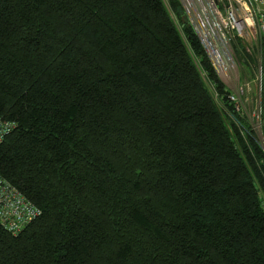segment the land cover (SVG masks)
Instances as JSON below:
<instances>
[{"label":"trees","instance_id":"16d2710c","mask_svg":"<svg viewBox=\"0 0 264 264\" xmlns=\"http://www.w3.org/2000/svg\"><path fill=\"white\" fill-rule=\"evenodd\" d=\"M169 3L0 0V175L41 210L0 264H264V147Z\"/></svg>","mask_w":264,"mask_h":264},{"label":"built area","instance_id":"2783aa9c","mask_svg":"<svg viewBox=\"0 0 264 264\" xmlns=\"http://www.w3.org/2000/svg\"><path fill=\"white\" fill-rule=\"evenodd\" d=\"M170 0H163L170 8ZM216 73L230 93L228 102L262 135L264 111V0H180ZM248 39L258 60L252 81L241 80L234 42ZM215 99L218 92L210 86ZM249 93H258L255 101ZM251 104L254 106L249 107ZM249 105V106H248ZM15 124L0 119V143ZM41 215V210L0 175V223L17 235Z\"/></svg>","mask_w":264,"mask_h":264},{"label":"rangeland","instance_id":"374dc122","mask_svg":"<svg viewBox=\"0 0 264 264\" xmlns=\"http://www.w3.org/2000/svg\"><path fill=\"white\" fill-rule=\"evenodd\" d=\"M241 42V47L242 49H244V52L246 56V61L247 63L249 62L250 63V66H243L241 64V80L244 81L245 79L248 80V81H252L256 72H257V64H258V60L256 58V54L254 52L253 49V45L252 43L248 40V39H241V40H238ZM246 63V64H247ZM258 96V93H249V99L253 98V101L256 100ZM249 106V105H248ZM254 106L253 104H251L249 107H252ZM258 136V140L259 142L263 145L264 147V139H263V135H257Z\"/></svg>","mask_w":264,"mask_h":264}]
</instances>
